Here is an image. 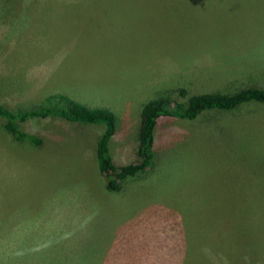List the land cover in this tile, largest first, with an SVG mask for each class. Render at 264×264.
Instances as JSON below:
<instances>
[{"label": "rangeland", "instance_id": "1", "mask_svg": "<svg viewBox=\"0 0 264 264\" xmlns=\"http://www.w3.org/2000/svg\"><path fill=\"white\" fill-rule=\"evenodd\" d=\"M247 84L264 87V0L0 2V103L109 108L117 165L137 161L149 100ZM52 119L20 124L40 146L0 119V264H264V103L160 117L154 167L115 192L94 157L102 128Z\"/></svg>", "mask_w": 264, "mask_h": 264}, {"label": "trees", "instance_id": "2", "mask_svg": "<svg viewBox=\"0 0 264 264\" xmlns=\"http://www.w3.org/2000/svg\"><path fill=\"white\" fill-rule=\"evenodd\" d=\"M109 6V11L119 10L123 12V7L119 2L109 3ZM177 93L180 99L175 98L169 92L167 95L151 99L143 105L138 132L134 139L137 161L123 165H117L112 160L110 141L116 132L117 117L109 108H89L66 96L53 95L46 98L41 106L23 112L16 110L17 105L11 104L12 108H9L0 103V119L2 120V129L13 140L25 141L34 146H40L42 140L20 128V124L31 119L53 118L52 121L59 120L60 123L66 122L81 127L102 128L95 141L94 157L98 170L103 176L106 190L115 192L122 187L128 178L146 173L154 167H152L154 159H156L154 128L160 117L192 121L205 111H232L248 103H264V87L248 84L231 91L188 95L186 89H179ZM158 162L163 163L160 157ZM156 166L160 167L159 165ZM25 247L26 242L23 244V248ZM43 247L39 244L32 249L41 252ZM15 260L17 259L15 258ZM24 260L25 263L22 264H35L34 261ZM14 264H18V262L16 261Z\"/></svg>", "mask_w": 264, "mask_h": 264}]
</instances>
